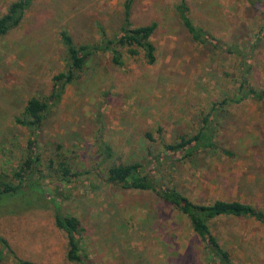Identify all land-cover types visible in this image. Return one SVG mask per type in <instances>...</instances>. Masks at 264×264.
<instances>
[{"label":"rangeland","instance_id":"1","mask_svg":"<svg viewBox=\"0 0 264 264\" xmlns=\"http://www.w3.org/2000/svg\"><path fill=\"white\" fill-rule=\"evenodd\" d=\"M13 1L0 0V16ZM125 1L34 0L21 23L0 37L1 179H12L27 154L30 130L16 118L31 97L49 95L53 76L66 70L61 32L76 44L100 41L102 28L114 37ZM180 1H134V26L158 24L154 63L142 51L132 56L123 49V65L111 53L95 54L52 106L39 142L37 185L0 197V237L9 244L0 243V264H78L68 260L67 235L55 222L60 207L81 220L82 245L95 264H215L172 204L107 181L110 165L145 163L165 143L196 134L212 105L236 92L242 56L195 42L178 16ZM186 1L197 26L249 55L250 81L264 88V0ZM218 116L217 150L192 160L169 157L150 165L151 175L196 202L238 199L264 209V102L229 104ZM59 161L79 175L60 179ZM211 228L235 264H264L263 223L222 217Z\"/></svg>","mask_w":264,"mask_h":264},{"label":"trees","instance_id":"2","mask_svg":"<svg viewBox=\"0 0 264 264\" xmlns=\"http://www.w3.org/2000/svg\"><path fill=\"white\" fill-rule=\"evenodd\" d=\"M134 1H125L124 23L114 37H109L106 30L102 28V39L100 41L76 44L68 31L63 30L61 32L67 51L65 57L66 70L53 76V87L49 95L42 98L39 96L31 97L23 113L16 118V123L30 130L26 148L27 154L12 172V179L0 178V197L12 195L19 189L22 191L27 186L32 188L37 185L38 176L40 175L37 169L42 160L39 142L47 114L52 106L62 99L67 85L74 82L78 72L84 68L93 55L108 52L111 53L114 63L123 65L125 62L123 49H126L128 54L132 56L138 55L142 51L146 61L150 64L156 61V46L152 41V36L158 24L152 22L134 26L130 20ZM248 1L254 5L260 2V0ZM33 2L34 0H15L10 4L7 12L0 16V37L6 35L21 23L26 10L30 8ZM177 12L181 23L195 42L210 44L222 51L239 53L242 56L241 64L243 68L238 78L236 92L232 96L225 97L221 102H215L212 105L211 112L203 117L202 125L196 134L183 135L176 142L165 143L164 151L157 155L151 153L146 157L145 163L143 161H133L110 165L107 169V181L124 189L154 192L189 219L191 227L204 243L210 261L215 264H235L230 250L222 243L221 237L212 230L211 222L222 217H247L264 224V209L238 199H216L209 203L196 202L176 187L169 186L153 177L151 175L152 169L149 170V168L151 165L155 169L163 165L166 162L165 159L176 157L175 155L179 156L180 159L192 160L198 154L217 150L219 148L216 143V129L219 123L218 113L229 104H239L246 100L264 102V88L251 83L250 74L253 72V65L248 57L249 55L244 53L243 49H239L238 45L234 43H222L220 39L197 26L190 17V8L186 0L180 1L177 5ZM148 135L151 137L150 133ZM225 152L233 155L232 151L225 150ZM110 154L108 153V155ZM54 163V161H51L49 166L52 167ZM58 165L59 168L56 172L59 174L60 179L71 181L73 177L79 175L78 172L72 170V166L66 161H59ZM55 222L58 228L62 229L67 235L68 260L78 264H95L82 245L84 227L79 217L62 213L60 207L56 209ZM0 243L6 247L9 245L7 240L2 237H0ZM20 264L36 263L30 260H21Z\"/></svg>","mask_w":264,"mask_h":264}]
</instances>
